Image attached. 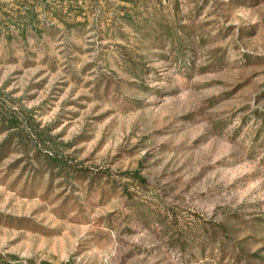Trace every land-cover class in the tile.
<instances>
[{
    "label": "rangeland",
    "instance_id": "rangeland-1",
    "mask_svg": "<svg viewBox=\"0 0 264 264\" xmlns=\"http://www.w3.org/2000/svg\"><path fill=\"white\" fill-rule=\"evenodd\" d=\"M0 264H264V0H0Z\"/></svg>",
    "mask_w": 264,
    "mask_h": 264
}]
</instances>
